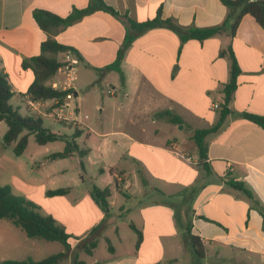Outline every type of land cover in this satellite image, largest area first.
<instances>
[{
    "label": "crops",
    "instance_id": "crops-1",
    "mask_svg": "<svg viewBox=\"0 0 264 264\" xmlns=\"http://www.w3.org/2000/svg\"><path fill=\"white\" fill-rule=\"evenodd\" d=\"M103 1L118 15L96 11L49 34L36 23V10L65 18L75 8H86L89 1L0 0V74L8 78L24 104L16 107L21 115H34L24 96L34 74L23 63L39 56L42 43L49 38L78 55V70L83 66L85 73L75 82L78 97L103 84L115 90L109 124L82 122L75 127L82 134L87 131V147L78 144L89 149L83 160L104 165L98 176L89 177L91 187L109 188L111 196L107 217L91 197V188L83 190L76 205L70 206L93 213L90 221L79 223L85 227L81 233L57 221L78 238L70 239L72 248L100 225L97 248L92 255L84 253L89 259H82L83 252H79L86 264H264V219L231 185L232 181L244 182L264 206V129L244 116H264V28L246 15L233 37L224 31L203 42L185 43L166 27L149 29L125 50L121 63L125 83L121 85L118 73L99 77L97 69L116 60L127 29L132 31L128 19L146 22L161 10L162 19L203 28L222 24L228 9L220 0ZM229 47L240 68L237 86L221 130L205 140L206 158L201 163L193 132L211 128L220 120L222 108L215 110L212 105H224L231 64L223 52ZM63 58L64 54L57 55L60 62ZM165 111L179 116L183 124L160 117ZM77 114L81 117L79 107ZM14 144L6 146L3 138L0 141V185H9L15 195L31 200L34 190L41 191L42 182L26 180L20 167L6 157ZM177 152L190 155L198 164L186 163ZM86 182L82 178V185ZM68 189L66 195L71 193ZM116 212L118 218L130 219V228L134 225L142 232L138 249L136 232L131 228L135 237H126L114 220ZM106 220L114 229L116 244L105 236ZM189 223L191 234L204 245L202 259L186 240ZM102 239L110 241L111 250L99 254ZM43 249V243L27 237L10 221L0 220V261H40ZM71 260L69 255L63 264Z\"/></svg>",
    "mask_w": 264,
    "mask_h": 264
},
{
    "label": "trees",
    "instance_id": "trees-1",
    "mask_svg": "<svg viewBox=\"0 0 264 264\" xmlns=\"http://www.w3.org/2000/svg\"><path fill=\"white\" fill-rule=\"evenodd\" d=\"M88 1L89 2L86 8H75L71 14L65 18L45 10H36L33 16L36 23L42 30L52 34L58 28L72 25L73 23L81 20L83 17L96 11H105L118 15V12L111 6H108L103 0ZM220 1L227 7L228 15L222 24L212 27L200 28L193 25L182 26L174 19H162L161 10H159L156 18L146 22L137 23L128 19L132 31L127 29L123 48L118 52L116 60L103 69H97L99 77H102L104 74L109 72H116L119 74L121 85H124L125 77L121 69L124 52L131 46L139 34L149 29L166 27L179 36L181 43H185L188 40L203 42L224 31H228L229 35L233 37L242 18L246 15L252 16L256 22L264 28V0ZM68 51H71L78 57L77 53H75L72 48L59 44L57 41L49 38L42 43L41 54L39 56L23 63V68L31 69L34 74V81L26 93L31 100L62 101L65 98L67 91L55 90L52 88L51 83L57 75L58 68L62 64L57 59V55L65 54ZM223 55H226L230 60L231 78L230 82L225 86L223 91L224 105L222 106L220 112V120L211 128L195 130L193 132V139L196 143L201 163L206 158V138L221 130L224 120L229 114L227 105L230 103L232 95L236 89V80L240 72L238 62L231 47H229L227 51L223 52ZM15 96L16 92L13 90L8 78L5 75L0 74V122H4L7 125V131L3 137L4 144L6 146H10L11 144L16 143L13 150L16 156H20L27 148L29 137L32 135L34 136L35 141L41 146L57 141H63L65 142L64 151L51 154L49 158L52 160H63L71 158L77 154L80 158L81 165L83 166L82 160L88 155L89 149L80 148L76 142V139L81 136L82 132L77 128L72 136L52 132L44 126L43 117L36 115H21L19 110L14 108L11 104V100ZM159 116L170 123L183 124V120L170 111L162 112ZM244 116L264 129V116L252 115L248 113L244 114ZM231 185L235 190L241 192L251 201L252 207L257 209L264 219V206L255 197L246 184L244 182L232 181ZM68 193V188H59L47 191L46 195L53 197L64 196ZM90 195L105 213V217H107L110 212L108 199L111 196V190L109 188L100 189L94 185L91 187ZM0 220L10 221L31 239L43 240L46 242H59L64 249L63 252L52 254L40 261L28 258L22 261H0V264H59L69 255H71L72 258L71 264H86L84 260L80 259L79 252L92 255L93 251L98 246L97 233L100 225L91 231L89 238L80 241L73 249L70 242L72 236L57 223L55 218L52 216L42 215L39 212V208L32 201L15 195L9 185H0ZM131 228L137 234L136 248L138 249L143 239L142 232L134 225H131ZM74 239L77 240L78 238ZM186 240L192 246L193 251L198 258L202 259L205 257V248L202 241L198 237L191 234V223L187 225ZM106 242L108 244V249L111 250L110 241L106 240Z\"/></svg>",
    "mask_w": 264,
    "mask_h": 264
},
{
    "label": "rangeland",
    "instance_id": "rangeland-1",
    "mask_svg": "<svg viewBox=\"0 0 264 264\" xmlns=\"http://www.w3.org/2000/svg\"><path fill=\"white\" fill-rule=\"evenodd\" d=\"M70 2L74 1H69ZM66 4V5H68ZM82 67L76 69L77 77L81 81ZM60 80V78H59ZM104 86V90L102 89ZM99 85L95 88H90L87 92H80L78 100L75 104L79 107L81 121L85 125L94 126L101 123L109 124L112 120L113 108V96L108 94L109 86L107 84ZM11 104L14 108L24 104L21 100L15 96ZM220 110L223 105H220ZM43 124L46 128L50 129L54 133L71 136L75 132V127H80L81 124L72 121H65L56 118H43ZM7 130V125L4 122L0 123V141L4 137ZM77 143L81 147H87V131L76 139ZM15 145V144H14ZM14 148H10L6 152V157L15 162L21 169L22 174L26 180H38L42 182V189L34 190L32 201L38 208L39 212L45 216H52L60 225L65 226L68 230L81 233L85 227L81 223H87L90 221V216L93 213H85L82 207L71 208L70 206L76 205V201L83 194V190L91 188L89 183V177H95L99 175V170L104 167L103 164H88L85 160L83 166L81 165L80 158L74 156L63 160H52L49 158L51 154L62 152L65 149V142L57 141L41 146L36 141L34 136L29 137V143L25 152L21 156H16ZM85 159V158H84ZM106 174L108 171L106 170ZM82 178L87 182L82 185ZM76 185H80L76 187ZM58 188H70L71 193L65 195L64 198H56L52 200L46 195L47 190H54ZM115 218L119 224L121 232L129 238L135 237L134 232L130 228V219L118 218L119 212L115 213ZM107 220L103 223L106 225ZM105 236L110 238L111 242L116 244V234L111 225H106L104 230ZM72 238H76L73 236ZM37 243H43V253L39 255V258H46L51 254H56L63 250V246L59 242H45L36 240ZM108 244L105 240H101L99 246V254L106 253ZM81 253V252H80ZM41 256V257H40ZM81 258L88 260L89 257L84 253L81 254ZM64 260L60 264H63Z\"/></svg>",
    "mask_w": 264,
    "mask_h": 264
},
{
    "label": "built area",
    "instance_id": "built-area-1",
    "mask_svg": "<svg viewBox=\"0 0 264 264\" xmlns=\"http://www.w3.org/2000/svg\"><path fill=\"white\" fill-rule=\"evenodd\" d=\"M61 63L62 64L58 68L57 75L52 81L51 86L55 90L67 91L65 98L62 101H33L28 95H24L26 103L30 106L36 116L43 118H56L82 124V121L77 114L78 106L75 104L78 100V96L75 92V82L77 80L76 69L79 65V59L71 51H68L64 54V58ZM107 92L110 95L115 94L114 89L108 90ZM212 107L215 110L220 108L219 104H213ZM177 155L188 164H198V161L190 155L182 152H177Z\"/></svg>",
    "mask_w": 264,
    "mask_h": 264
}]
</instances>
